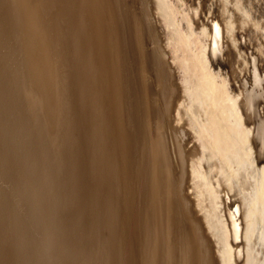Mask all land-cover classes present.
<instances>
[{
    "label": "bare ground",
    "instance_id": "6f19581e",
    "mask_svg": "<svg viewBox=\"0 0 264 264\" xmlns=\"http://www.w3.org/2000/svg\"><path fill=\"white\" fill-rule=\"evenodd\" d=\"M0 264H264V0H0Z\"/></svg>",
    "mask_w": 264,
    "mask_h": 264
}]
</instances>
